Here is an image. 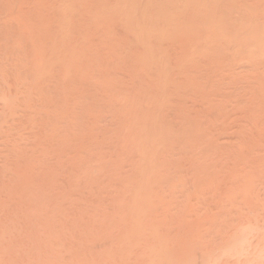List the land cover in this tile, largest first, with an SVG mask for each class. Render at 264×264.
<instances>
[{"label": "bare ground", "instance_id": "bare-ground-1", "mask_svg": "<svg viewBox=\"0 0 264 264\" xmlns=\"http://www.w3.org/2000/svg\"><path fill=\"white\" fill-rule=\"evenodd\" d=\"M133 1L0 0V264H264V0Z\"/></svg>", "mask_w": 264, "mask_h": 264}, {"label": "rangeland", "instance_id": "rangeland-1", "mask_svg": "<svg viewBox=\"0 0 264 264\" xmlns=\"http://www.w3.org/2000/svg\"><path fill=\"white\" fill-rule=\"evenodd\" d=\"M115 1L117 2V5H118V6L122 4V3H119V2H123V4L121 5V7H122V8L124 7V8H126V9H127L128 5L131 4V2L135 3L133 0H129L130 2H128L127 0H122V1H121V0H120V1H119V0H115ZM118 1H119V2H118ZM124 1H126V2H124ZM135 1H138V0H135ZM139 1H140V3H141V6H142V4L145 2L144 0H143V2H142V0H139ZM139 1H138V3H139ZM147 1H150V2L153 1V2H156L155 0H147ZM147 1H146L145 4H143V6H144V5H150V4H147V3H148ZM177 1H178V3H179L180 7H181V6L184 7V5H186V3H187V0H186V2H184L185 0H182L181 2H180V0H175V1H174V0H173V1L170 0V5H169V0H167V1L165 0L164 3H163L162 0H159V3H160L159 5H161V3H162V4H166V5H163V6L166 7V11L168 10L167 13H166V11L164 12L165 9H164V7L161 5V6H162L161 13H163V14L166 13L167 16L170 15V16H169V17H170L169 19H173V18H172V15H173V14H172L171 11L174 12V10H175L174 7H176V6L179 7ZM201 1H202V2H201ZM201 1H199L200 4H203V3H204L203 0H201ZM153 2H152V3H153ZM166 2H167V3H166ZM174 2H176V3L174 4ZM124 3H125V4H126V3H129V4L125 5ZM133 3H132V4H133ZM136 3H137V2H136ZM140 3H139V4H140ZM180 3H181V4H180ZM184 3H185V4H184ZM132 4H131V5H132ZM154 4L157 5V3H154ZM171 4H172L174 7H173ZM176 4H177V5H176ZM123 5H124V6H123ZM126 6H127V7H126ZM171 6H172V7H171ZM167 7H168V8H167ZM169 7H170V8H169ZM178 7H176V8H178ZM182 7H181V8H182ZM128 8H129V7H128ZM151 8H155V7L152 6ZM160 8H161V7H160ZM181 8H180V9H181ZM163 9H164V10H163ZM162 10H163V11H162ZM178 10H179V8H178ZM169 11H170V12H169ZM176 11H177V10H175V12H174V16H175ZM169 13H170V14H169ZM168 14H169V15H168ZM174 16H173V17H174ZM160 17H161V15L159 16V19H160ZM169 19H168V20H169Z\"/></svg>", "mask_w": 264, "mask_h": 264}]
</instances>
